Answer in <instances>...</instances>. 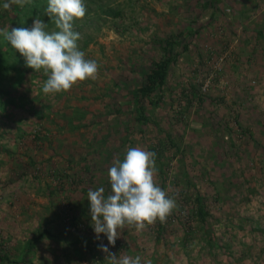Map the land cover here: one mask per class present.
<instances>
[{
	"label": "rangeland",
	"instance_id": "374dc122",
	"mask_svg": "<svg viewBox=\"0 0 264 264\" xmlns=\"http://www.w3.org/2000/svg\"><path fill=\"white\" fill-rule=\"evenodd\" d=\"M5 2L0 29L40 19L59 31L48 0ZM84 4L73 28L98 74L66 92L44 94L43 70L0 35V252L10 260L0 264H108L101 244L141 264H264V0ZM167 39L178 56L141 101L142 122L134 94L152 61L167 56ZM137 146L155 153L154 181L176 207L162 230L159 219L126 225L111 245L96 238L87 193L103 187L107 196L108 169ZM197 194L211 216L187 234ZM70 234L87 244L70 245Z\"/></svg>",
	"mask_w": 264,
	"mask_h": 264
},
{
	"label": "clouds",
	"instance_id": "9594fccd",
	"mask_svg": "<svg viewBox=\"0 0 264 264\" xmlns=\"http://www.w3.org/2000/svg\"><path fill=\"white\" fill-rule=\"evenodd\" d=\"M27 3L31 0H9L3 8L9 9L12 4L22 8ZM86 11L84 0H48L46 15L54 19L59 31H45L47 25L40 19H34L30 28L0 29V35L25 58L27 67L43 70L47 76L42 85L44 94L66 92L78 81L97 78L99 65L79 50L80 34L73 28V21L82 19ZM155 173V153L139 146L129 147L122 162L113 161L108 169L109 194L105 196L103 187L87 193L97 239L103 233L109 244L115 245L126 225L142 230L146 223L166 220L176 203L155 183ZM98 247L106 253L108 264H141L140 256L117 257L107 246Z\"/></svg>",
	"mask_w": 264,
	"mask_h": 264
},
{
	"label": "trees",
	"instance_id": "16d2710c",
	"mask_svg": "<svg viewBox=\"0 0 264 264\" xmlns=\"http://www.w3.org/2000/svg\"><path fill=\"white\" fill-rule=\"evenodd\" d=\"M2 44L6 43L2 38L0 39ZM7 44V43H6ZM164 50L166 51L167 56L164 58H161L159 60H153L152 61V67L150 68L149 72L146 74L145 79L143 83L138 87L136 90V94L134 96L136 97L137 104L135 106L136 108V113L137 115V120L142 121V122H148V117L144 113V106L141 103V101L149 96L156 90H159L162 88V86L166 83V77L168 74V67L171 62L175 61L178 53L174 54L172 52L173 50V44L170 39H167L164 41ZM5 64H2V67H4ZM134 102V101H133ZM195 203L196 207L192 209V214L195 217L196 225L193 226H188L189 229L186 230V233L190 234L194 229L196 230H203L202 227L205 228V223L208 219V217L211 216L209 211L206 209V205L204 203V198L201 196V194H197L195 196ZM158 224L160 225V229L162 230L164 227V223L161 222L160 220L158 221ZM45 230L43 231H37L36 233H33L31 237L27 240L26 242V250L24 254L27 255L28 252L31 251L32 245L34 243H37L40 241L41 237L44 235ZM203 235L206 237V242L205 244L211 245L212 239L207 238V232L204 231ZM68 243L70 245L75 246L77 243H82L87 244V240L85 236H80V235H73L70 234V238ZM0 261L2 262H7L10 263L9 256L7 254H1L0 252ZM22 261V259H21ZM25 264V262H22Z\"/></svg>",
	"mask_w": 264,
	"mask_h": 264
}]
</instances>
